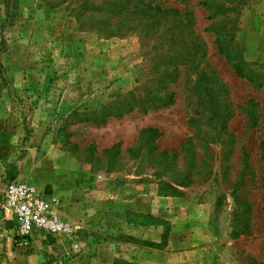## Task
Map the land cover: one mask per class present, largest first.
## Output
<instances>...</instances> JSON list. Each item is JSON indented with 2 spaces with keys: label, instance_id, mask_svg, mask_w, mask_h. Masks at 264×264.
Here are the masks:
<instances>
[{
  "label": "rangeland",
  "instance_id": "rangeland-1",
  "mask_svg": "<svg viewBox=\"0 0 264 264\" xmlns=\"http://www.w3.org/2000/svg\"><path fill=\"white\" fill-rule=\"evenodd\" d=\"M6 1L0 162L37 190L49 184L43 191L58 209L70 208L59 210L65 233L27 244L14 233L0 264H264V0H159L174 9L160 22L174 40L160 39L158 50L151 39L141 46L137 32L80 31L76 0L54 8L17 0L11 17ZM171 52L173 103L79 121L124 93L160 86L167 72L156 61ZM148 127L160 133L149 137ZM116 144L110 165L104 151ZM139 145L177 154L168 162L180 181L168 182L173 190L161 185L168 173L128 151Z\"/></svg>",
  "mask_w": 264,
  "mask_h": 264
},
{
  "label": "trees",
  "instance_id": "trees-1",
  "mask_svg": "<svg viewBox=\"0 0 264 264\" xmlns=\"http://www.w3.org/2000/svg\"><path fill=\"white\" fill-rule=\"evenodd\" d=\"M41 1L47 8H54L67 0ZM16 2L17 0H7L5 2L7 17L12 16L10 3L16 5ZM173 13L174 9H162L159 0H76L75 5L71 9V16L75 19L80 31L93 32L100 38L105 39L121 38L131 32H137L141 40V46H144L147 39H151L154 41L151 49L154 48L155 50L160 48L157 46V42L160 39H163V41L174 40L172 37L170 38L172 32L169 29L162 31L160 25L161 18L166 17L165 19L168 20L172 17ZM1 50L2 48H0V52ZM159 57L164 58L165 55L161 53ZM173 58L174 52H171L169 57L166 55L164 62L159 61V59L156 61V69L159 70L160 67H163L164 71L167 72V74L160 76V79H156V85L161 83L160 86L150 87L152 89L147 88L142 95L136 93V90L124 93L114 101L103 105L99 110L82 113L81 117L78 118L79 121H90L98 124L104 122L109 117H121L134 109L145 112L151 107L159 108L173 103L174 94L172 91H167L166 89L167 82L174 81ZM235 72L237 75H241L238 68L235 69ZM0 79L3 82L5 81L4 76H0ZM142 132H145L149 137L160 133L154 127H148ZM114 146L116 148L111 151V148ZM144 146L146 148L141 147V145L133 146L128 151L131 152L134 159H137L141 165L143 163H146L147 166L153 165L156 169L154 170L156 174L165 175L168 173L167 180H161V185H167L173 190L174 187L172 185L180 181L177 180V176H174V165L172 163L168 164V162H174L177 154L174 151L167 153L163 150H158L155 146ZM104 153L106 163H110V165L116 164V156L119 153L118 144L112 145ZM6 173L8 178L15 179L17 176L16 166L13 165L12 170H8ZM190 177L191 174H189Z\"/></svg>",
  "mask_w": 264,
  "mask_h": 264
},
{
  "label": "built area",
  "instance_id": "built-area-1",
  "mask_svg": "<svg viewBox=\"0 0 264 264\" xmlns=\"http://www.w3.org/2000/svg\"><path fill=\"white\" fill-rule=\"evenodd\" d=\"M59 200L38 191L34 185L0 174V226L9 213L15 236L27 244L36 234L62 235L68 229L59 213Z\"/></svg>",
  "mask_w": 264,
  "mask_h": 264
},
{
  "label": "crops",
  "instance_id": "crops-1",
  "mask_svg": "<svg viewBox=\"0 0 264 264\" xmlns=\"http://www.w3.org/2000/svg\"><path fill=\"white\" fill-rule=\"evenodd\" d=\"M5 167L3 166L2 162H0V174H5ZM21 175V172L18 173V176L15 179H19V176ZM28 175V174H27ZM50 183V182H48ZM49 184H46L45 186H47ZM45 186L43 185L42 190H38L40 192H43L45 194H49L47 192H44L43 189L45 188ZM49 188V186H47ZM62 189V188H60ZM59 189V190H60ZM91 194H94V189H89V192L85 193V197L82 198L83 201L88 200L89 198H91ZM93 196V195H92ZM67 198V195L65 197V199ZM69 205L65 206L64 208L61 207L60 213L62 212H69ZM61 215V214H60ZM11 217L9 216V213L7 214V218L4 221H1V226H0V246L1 247H6L5 249L8 250L9 245L11 244V246L13 245V240H14V224L13 221L10 219ZM35 237H39L40 238V242H44L43 240L45 239L46 236H44L43 234H36L34 235ZM11 252H13V250H11Z\"/></svg>",
  "mask_w": 264,
  "mask_h": 264
}]
</instances>
